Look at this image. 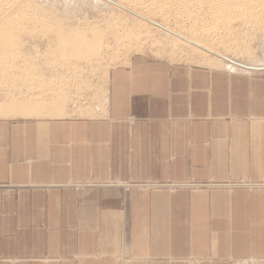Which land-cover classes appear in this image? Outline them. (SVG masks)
I'll use <instances>...</instances> for the list:
<instances>
[{
  "label": "crops",
  "instance_id": "crops-1",
  "mask_svg": "<svg viewBox=\"0 0 264 264\" xmlns=\"http://www.w3.org/2000/svg\"><path fill=\"white\" fill-rule=\"evenodd\" d=\"M101 101L0 118V264H264V189L189 187L264 181V77L137 56Z\"/></svg>",
  "mask_w": 264,
  "mask_h": 264
},
{
  "label": "bare ground",
  "instance_id": "bare-ground-1",
  "mask_svg": "<svg viewBox=\"0 0 264 264\" xmlns=\"http://www.w3.org/2000/svg\"><path fill=\"white\" fill-rule=\"evenodd\" d=\"M120 6L146 21L154 22L153 19H158L159 22L157 23L169 31L165 32V35H167L166 40L171 43L170 45L173 48L178 49L180 46L188 48V54L180 53V59H199L233 72H235V67L228 64L224 65L222 60L211 56V54L219 55L224 52L227 55L248 56L249 50L245 40L252 35L255 36V34L259 36V31L264 29V0H125V2H121ZM44 8L38 7L30 0H0V81L3 82V85H0V117L42 116L44 113L46 114L47 110L45 108L57 104V101H41L43 100L42 92L44 91L40 89L39 91L35 87L24 91V94L28 96L27 99H23L25 98L24 95L23 97L21 95L20 98L22 99H12L10 92L13 84V82L11 84V81L14 79L13 74L15 70H18V65L23 60L24 46L29 45H25L27 43L25 37L28 39V37L37 36L38 34H48L55 37L56 42H53L54 48L51 52L53 55L62 58L64 60L62 62L68 61L75 64L80 61L82 65L92 66L95 57L100 55L103 47L101 43L103 33L101 34L93 26L88 28H78L79 25L77 28L66 26L58 22V17V21H53L56 20V15L54 16L52 13L54 19L50 15L51 12H48L50 9ZM142 23L143 26L152 27L145 21H142ZM139 27H142V25ZM155 30L158 29L155 28ZM145 31V33H149V29ZM261 35L264 37V34ZM124 39L118 40L117 44L121 48L130 49L135 45V42H131L132 38L128 41ZM172 51H175V49ZM65 66L62 67L66 68ZM64 68H62L63 71L73 70V67ZM56 78L57 80L54 79L58 82L64 81L63 77ZM23 79L29 80L32 84L44 80L42 75L29 76L27 74L22 75ZM54 79L53 81H55ZM27 82L25 81V84ZM60 89L63 88L60 87ZM60 94L59 90L56 91L53 98L59 100L62 95ZM55 110L54 113H57L58 116L66 114L63 108ZM80 111L78 110V112Z\"/></svg>",
  "mask_w": 264,
  "mask_h": 264
},
{
  "label": "rangeland",
  "instance_id": "rangeland-1",
  "mask_svg": "<svg viewBox=\"0 0 264 264\" xmlns=\"http://www.w3.org/2000/svg\"><path fill=\"white\" fill-rule=\"evenodd\" d=\"M30 1L35 5H37L38 7H42V8L45 7L50 9L48 12L49 13L51 12L50 14L51 17L54 18V16L56 15L55 17L56 20L53 21H58L59 18L58 22H60L61 24H65L66 26H72L74 28H77L78 25H79L78 28H88L93 26L101 34L103 33L102 41H101L103 47L101 49L100 55H97L95 57L96 59H94L95 61L92 64V66L82 65L80 61L77 62L78 64L77 63L72 64V62L69 63L68 61L62 62L64 61L62 60V58L52 54L53 52L52 50L54 48L53 42L54 41L56 42V38L51 35L38 34L37 36L35 35L30 38L28 37V39L27 37H25L26 38L25 40L27 41L25 45L28 44L29 45L27 47L24 46L23 48L24 49L23 52L25 51V53H23L24 57L22 62L23 61L24 62L23 64H21L22 62L19 63L20 65H18V70L17 71L15 70L13 74L14 79L15 78L16 79L15 80L13 79L11 81V84L12 82L13 84L10 93L12 95V99H22L20 98L21 95L22 97L23 95L25 96V98L23 99H27L28 96L24 94V91L26 89L30 90L31 87H35L37 88V90L40 89L41 91H44L42 92L43 100L41 101H49V102L50 100L52 102L57 101V104H55V106L52 105V106H48V108H45L47 110L46 114L44 113L42 116H51L52 114V116L56 117L58 115H56L57 113L54 112L56 111L55 109L58 108H63L68 112L69 115L72 114L74 116H79V117L95 116L96 115L95 107L97 104H99V101H101L102 97L104 96V86L106 83L107 74L110 72V70H112L115 67L121 65H127L133 58L137 56H144L145 59L147 60L154 59V60L166 61L169 63L185 64V65L204 67L208 69H219V70L229 71V69L227 68L219 67L218 65L213 63L203 62L202 60L199 59L196 60L180 59L179 58L180 53L188 54V48L181 46L178 49L173 48V46L170 45L171 43L167 42L166 40L167 35H165V32H169V31H167L157 23L159 22L158 19H153L154 22H150V21H146L145 19L134 13H131L130 11L120 6L121 2H125V0H30ZM52 13L54 14V16H52ZM142 21L147 22L152 27L150 28L149 26H143ZM140 25H142V27H139ZM145 27L146 29H149V33H145L146 32ZM155 28L160 31L155 30ZM262 31L264 32V29L259 31V36H257L258 34H255V36L252 35L245 40L247 48L249 50L248 56L247 55L233 56L230 54L227 55L224 52L220 53L219 55L216 54L212 55L211 53L210 54L211 56H214L215 58L222 60L224 62V65L228 64L231 65L232 67H235L234 69L235 72H246L248 73V75L264 77V37L261 35L264 33ZM88 37L90 38V36ZM130 38L133 39L131 42H135V45L132 48L124 49L118 46L117 44L118 40L124 39L128 41ZM31 46L33 47L31 48ZM171 49L172 50L175 49V51H172ZM61 64L62 66L66 65L65 66L66 68L73 67V70L63 71L62 68L64 67H62ZM24 74H27L29 76L42 75L45 81L43 80L42 82H39L40 84L38 82L36 83L34 82L32 84L29 80H25V79L22 80V75ZM20 76L21 78H19ZM56 77H63L64 81L58 82L56 81L57 80ZM53 79L55 81H53ZM25 81L28 82L25 84ZM0 85H3L2 81H0ZM59 86L63 89H60ZM56 87L59 88L57 89ZM53 88L56 89L54 90ZM58 90L63 95L62 98V95L60 94L61 95L60 97L61 99L59 98V100H61L60 102L58 99L53 98L55 97L54 96L55 92ZM62 99L65 101V103H63L64 101ZM78 110L81 111L78 112ZM65 115L66 114L63 115L60 114L59 116L63 117ZM28 117H39V116H28ZM0 118L6 119L8 117H0ZM128 184L139 185V183H128ZM133 188H139V187H133ZM133 188L129 189V191L132 190ZM259 188L264 189L262 187H258L257 189Z\"/></svg>",
  "mask_w": 264,
  "mask_h": 264
},
{
  "label": "built area",
  "instance_id": "built-area-1",
  "mask_svg": "<svg viewBox=\"0 0 264 264\" xmlns=\"http://www.w3.org/2000/svg\"><path fill=\"white\" fill-rule=\"evenodd\" d=\"M260 183V184H258ZM110 186H116V187H120L122 188L123 190L125 191H129V189L133 188V187H139V188H148V189H154V188H157V187H160V184H156V183H152V182H149V183H145V184H139V185H130L128 183H113V184H110ZM206 186H218V187H222L224 188L225 190H231V189H234V188H258V187H262L264 188V181L261 183V182H228V183H224V184H191L189 185V187L191 189H196V188H201V187H206Z\"/></svg>",
  "mask_w": 264,
  "mask_h": 264
}]
</instances>
